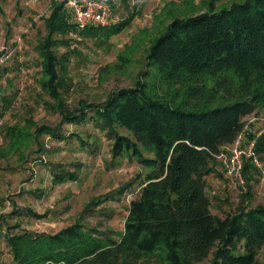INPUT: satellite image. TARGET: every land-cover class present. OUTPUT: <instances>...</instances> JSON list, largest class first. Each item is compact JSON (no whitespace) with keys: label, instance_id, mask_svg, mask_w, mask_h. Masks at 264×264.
Returning a JSON list of instances; mask_svg holds the SVG:
<instances>
[{"label":"trees","instance_id":"1","mask_svg":"<svg viewBox=\"0 0 264 264\" xmlns=\"http://www.w3.org/2000/svg\"><path fill=\"white\" fill-rule=\"evenodd\" d=\"M218 1L210 0L202 14L174 19L154 39L147 53L150 68L134 87L74 111L60 102L65 122H92L113 140L114 159L128 156L148 170L120 239L79 222L55 234L13 233L7 243L14 264L257 263L264 246V206H242L217 218L206 178L216 156L244 133L246 115L264 107V0L216 9ZM45 22L47 35L38 47L41 67L45 86L59 99V37L116 34L130 19L78 30L65 2H54ZM4 115L0 105V121ZM38 132L88 145L77 134L64 135L61 127ZM255 153H264V134L255 142ZM244 163L246 177L254 164ZM69 179L75 177L54 175L56 183Z\"/></svg>","mask_w":264,"mask_h":264},{"label":"rangeland","instance_id":"2","mask_svg":"<svg viewBox=\"0 0 264 264\" xmlns=\"http://www.w3.org/2000/svg\"><path fill=\"white\" fill-rule=\"evenodd\" d=\"M209 1L112 0V25L130 19L121 31L59 37L57 99L45 86L38 47L47 35L45 20L54 2L64 0H0V105L5 110L0 121V264H14L7 243L13 233L55 234L79 222L120 239L130 202L139 196L148 170L128 156L114 159L113 140L92 122H65L60 102L74 111L83 103H104L114 91L134 87L144 79L141 72L150 68L147 53L154 39L174 19L206 12ZM240 1L221 0L214 6L220 9ZM244 121L243 140L256 142L264 134V107ZM60 127L64 135L77 134L88 145L38 132ZM256 155L260 165L253 163L244 184L229 176L220 160L212 163L206 179L215 217L225 219L242 206H264V153ZM58 172L75 179L56 183ZM256 264H264V246Z\"/></svg>","mask_w":264,"mask_h":264},{"label":"built area","instance_id":"3","mask_svg":"<svg viewBox=\"0 0 264 264\" xmlns=\"http://www.w3.org/2000/svg\"><path fill=\"white\" fill-rule=\"evenodd\" d=\"M64 2L78 30L90 26L106 28L114 23L112 0H64ZM216 158L222 162L227 174L239 184H244L243 170L246 159L260 165L255 153V142L249 141L246 144L243 134L233 145L224 147Z\"/></svg>","mask_w":264,"mask_h":264}]
</instances>
